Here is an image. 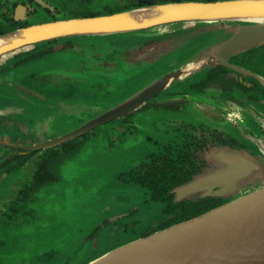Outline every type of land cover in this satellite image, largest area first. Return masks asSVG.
Listing matches in <instances>:
<instances>
[{
  "label": "rangeland",
  "instance_id": "rangeland-1",
  "mask_svg": "<svg viewBox=\"0 0 264 264\" xmlns=\"http://www.w3.org/2000/svg\"><path fill=\"white\" fill-rule=\"evenodd\" d=\"M86 2L75 0L71 9L86 13L89 10ZM90 2L95 15L108 14L107 11L117 9L121 4L120 0L119 3L117 0ZM240 23L228 21L213 33L185 32L176 41L168 30H178L181 22L166 25L168 29L165 31L152 27L112 34L66 36L57 39L58 42L71 41L77 46L75 49L59 50L56 49L58 44L54 46L56 51L50 50L36 57L31 55L22 61L26 53L10 57L14 59L10 62L12 65H8V69L0 74V136L15 137L14 140L20 145L13 140L6 143L23 147L41 143L46 137L63 135L97 114L130 99L205 49L207 52L213 44L226 39L234 26ZM147 34L165 44L166 55L149 60L144 48L155 41L149 42ZM46 43L39 42L31 52L45 49L49 46ZM199 47L202 49L198 50ZM248 50L264 57V44ZM100 56L102 60H99ZM105 60H115L114 66L109 62L104 65ZM239 62L243 64L244 60L241 58ZM262 64L264 70V60ZM254 69L259 70L258 64ZM63 72L77 73V77L85 79L73 77L77 79L75 81L58 76ZM259 76L262 77L261 74ZM187 82L176 81L173 88L186 91L189 87ZM213 89L207 98L198 100L204 108V116L211 120L232 117L233 110L217 98L220 87ZM31 91L43 97L44 103L50 107L41 104L42 98L25 94L30 92L32 95ZM239 101L254 111L255 122L260 118L264 121L263 102ZM172 103L192 107V111L178 110L185 114L184 118L202 119L199 112L193 113L198 108L194 102L178 97ZM165 110H158L154 115L150 111H133L124 119L110 120L92 128L80 142L70 145L60 143L38 150L45 155L46 161L43 162L28 161L8 170L3 163L0 166V264H79L106 249L111 251L144 237L153 229L163 216L164 204L151 198L148 186L134 181L137 180L134 176L139 175L132 174V169L142 161L146 151L165 140L162 138L166 127L162 122L170 117ZM248 112L244 106L236 110L238 123L250 130V125L246 123L248 115H251ZM35 122L36 127L33 126ZM116 126L120 130L122 127V130L118 131ZM15 127L18 130L14 131ZM250 127L256 129L251 131L259 136L258 141L253 134L243 131L244 134H240L237 141L244 145L237 143L233 147L263 161L262 129L259 124ZM5 148L0 145L2 157L10 154V150L5 151ZM17 154L18 158H23L25 152ZM1 156L0 162L3 161ZM6 159L10 160L7 165L18 163L12 156ZM40 163L44 168L29 185L28 181ZM262 183L264 180L253 181L239 191H249ZM23 187L26 188L23 199L17 202V215L2 216L1 211L9 206L7 199H19L17 191ZM30 203L35 208L31 213L28 210Z\"/></svg>",
  "mask_w": 264,
  "mask_h": 264
},
{
  "label": "water",
  "instance_id": "water-1",
  "mask_svg": "<svg viewBox=\"0 0 264 264\" xmlns=\"http://www.w3.org/2000/svg\"><path fill=\"white\" fill-rule=\"evenodd\" d=\"M150 3L114 13L51 21L0 34L4 38L13 35L11 42L0 48V56L23 48L28 51L36 43L66 36L112 34L152 27L160 29L164 25L181 22L180 28L172 31L173 40L176 41L185 32L207 33L228 21L242 23L235 25L226 39L213 44L207 52L205 49L130 99L97 114L63 135L46 137L41 143L23 147L6 143L13 140L20 145L14 140L15 137L0 136V145L6 146L5 151L11 148L24 152L38 151L74 139L96 126L133 112L147 99L182 78L206 75L209 67L215 65L251 76L264 88L262 77L229 61L242 51L264 44V0H184L165 3L150 0ZM144 9L158 10L160 16L145 18L142 23L134 22L131 13ZM164 46L162 41L155 40L146 53L149 59L166 55ZM201 49L199 47L198 50ZM31 94L39 98L36 92L31 91ZM36 125L37 122L33 123L34 127ZM209 153V168L171 192L174 201L211 197L223 199L221 204L108 250L85 264H264V183L246 192L239 191L248 183L264 180V160L234 147L220 146ZM6 155L8 157L10 154Z\"/></svg>",
  "mask_w": 264,
  "mask_h": 264
},
{
  "label": "flooded vegetation",
  "instance_id": "flooded-vegetation-1",
  "mask_svg": "<svg viewBox=\"0 0 264 264\" xmlns=\"http://www.w3.org/2000/svg\"><path fill=\"white\" fill-rule=\"evenodd\" d=\"M41 1L42 2L37 1V0H0V34H5L8 32L15 31V30L22 29V28H26V27H29L32 25L41 24V23H48L51 21L54 22V21H59V20H64V19H69V18H81V17L95 16V14L92 15V6L90 5L91 4L90 0H86L88 2L85 3L86 6L89 8V10L86 13L74 12L71 9V5L75 2V0H41ZM120 1H121V4L117 0V3H119L118 6H124L125 4H127V2H129L131 0H120ZM132 1H134L135 3H140L143 1L150 2V0H132ZM112 13H114V12H112ZM100 15H103V14H100ZM165 26L166 25L162 26L161 31L164 30L163 27H165ZM143 34H146V32H143ZM42 42H47L46 44L49 45L43 50L51 49V51H56L54 46H57L58 44H59V46L56 47V49H59V50L67 49V48H70L73 50L77 47V46H75V44L73 42L68 41V40H63L62 42H58L57 39H51V40H46V41H42ZM149 42H153V41L149 40ZM36 44H38V43H36ZM34 46L32 47V49H34ZM31 51H32L31 49L28 51H25L23 48V49H20L19 51L10 52V53H7L5 55L0 56V74H1L2 70L8 69L7 68L8 65L4 63L7 58L19 57L18 56L19 54L26 53V55L20 60V61H22L29 54L34 53ZM41 51L42 50H38L36 52H41ZM12 58H10V60H11L10 62L14 61V59L12 60ZM241 58L244 60L243 64H240V62H239V60H241ZM99 60H102L101 56H100ZM262 60H264V57L261 58L260 55L253 54V52H251V50H247L245 52H242L241 54H238L237 56H234V57L232 56L229 61H230V63H232L236 66L242 65L241 68L244 67V69L249 70L250 72L252 71L251 69H254L255 64H258L259 70H257L256 72H257V74H259V75L261 74L262 77H264V70L262 69V67H263ZM90 61H92V58H90ZM114 61L105 60L103 63H104V65H106L107 62L113 63V66H114ZM9 65H12V64L9 63ZM254 70H256V69H254ZM252 72H254V71H252ZM256 72H254V73H256ZM76 75H77V73H72V72H63L61 74H58V76L65 77L68 80H75L76 81L77 79H79V80L85 79V78L77 77ZM241 75L242 74H240L238 72L237 73L228 72V73L224 74L222 79H218L217 81H215L211 84L201 83L198 85V87H196L194 85V83H188L190 89L188 87L186 91H180L181 88L176 90L175 88H173V86L170 88L167 87L162 92L155 95L154 97L147 99L138 109L134 110L136 112L142 111V113L150 111L154 115V113L158 112V110L166 109L165 113H167L170 116V117H167L168 119H164V121L162 122V125H164L166 127L165 133L163 134L164 136L162 138L165 140L158 142L153 149L146 151V153L143 154L142 161L139 162L134 167V169H132V174L139 175V176H134V177H137V180L134 179V181L139 182L142 185L148 186L150 188L151 198H153L154 200H158L164 204L163 209H162L163 216H162L161 220H159L160 222L163 221L164 219L167 220L168 218H172L173 215H169L168 218H166L163 211L167 207V202L160 200V199H157V198H154L153 197V189H155V187H154V185H148L146 182V179L149 178V177H147L149 175V173H148L149 170L147 169V167L148 166L150 167V165L152 163V161H151L152 159H155L156 157H162V156L167 158V155H168L171 160H175L174 159L175 154H179L180 156H182L181 159L184 158L185 161H187V159H191L192 157H197L198 159L203 160V166L204 167H203L202 171H206L209 168V162L207 160L209 157L207 158L206 156L210 155L209 152L211 150L217 149L219 147L215 144H209L208 143V141H209L207 139L208 132L203 130L204 128L202 126L204 123H209V124H211V126L217 128V131L214 132L215 135L213 136V137H215L214 141H225V143L231 142L229 136H226L225 134L218 132L219 130H223V129H220V128H222L221 126H229V128L227 130H224L225 133H234V134L236 133L237 134L234 136L235 141H236V138L240 134H244V132L253 134V132L251 130H256V129L252 128L250 126H254L256 124L260 125V127L262 129L261 133H262V135H264V121L262 118H260L258 122H255L253 118L256 116V114H253L254 112L251 113V115L247 114L248 118L246 120V123L248 124V126L250 125L249 126L250 130H248L247 128H244L240 124V122L238 123L236 121L238 116L235 114L232 117L227 116L224 119L211 120L206 115L204 116V114H203L204 108L201 106L200 109L202 112L198 111L197 108H195L193 110V113L199 112L202 119H199L198 117L197 118L191 117V119H186V118H184L185 114H183L182 112H180L178 110L192 111V107L186 106V105L180 106L178 104L175 105L172 103L173 101L177 100L178 97H180V99L186 98L188 101L196 103V102H198V100H200L201 97L207 98V94L213 92V90H214L213 87H220V95L217 98L219 100L225 102V104L227 106H229L233 111H235L234 106L237 103L239 104V102H240L239 99L240 100H247L248 102L250 101V100L245 98L246 94H248V92L243 93L241 88L243 85L247 86V87H251L250 86L251 82L246 78V76H241ZM244 75H246V74H244ZM73 77H75L77 79H75ZM56 81H57V79H56ZM255 81H257V80H255ZM257 82H255V84ZM40 91H42V90H40ZM37 92L40 93L39 91H37ZM163 92H164V95L160 96V94ZM28 95L33 96L30 94H28ZM158 97H160V98L157 99ZM40 98H42V99H40ZM39 99L42 101L41 104H44V106L46 105V106L50 107L49 104L44 103L45 99H43V97L39 96ZM260 101H257V102H260ZM242 103H244V102H242ZM126 115L127 114H125L119 118H116V119H121V118L124 119V116H126ZM194 119H197V120H194ZM113 120H115V119H113ZM212 123L215 125H213ZM196 124H198L197 127L201 126L202 130L196 129L193 131L192 126H196ZM116 127H118V126H116ZM153 128H157V127L153 126ZM161 128H162V126H161ZM118 129H119L118 131H121L122 127H121V130H120V127H118ZM128 129L131 130L130 126L128 127ZM235 129H237V130H235ZM90 131H92V129L87 131L86 133L74 138V139L63 142L62 144L63 145H70L72 142H80L82 137L87 135V133H89ZM253 135H254L255 140L258 141L259 136L255 135V134H253ZM232 138L233 137H231V139ZM221 147H226V145L221 146ZM44 156H45L44 154H40V151L25 152L23 158H18V157L16 158L19 161H18V164H16L13 168H17L18 166L23 165L28 161H33V162L46 161ZM171 160H169V162H171L172 164L173 163L176 164V161L172 162ZM41 164L42 163L37 165L36 169H34L33 172H35V174H33L31 180L28 181L29 185H31L35 181V179L38 178V173L43 170L44 166L42 167ZM188 165L189 164L187 162H185V163H182L180 165V167H187ZM10 169H12V168H10ZM25 188L26 187L18 188V191H17L18 194L17 195H18L19 199H17V200H14L12 198L10 200L7 199L9 206L5 210L1 211L2 216L8 215V214L17 215V211L19 210V205L17 204V202L23 199ZM35 205H37V204H35ZM28 210L30 211V213L35 210L33 203L29 204ZM160 222H157L155 227L153 229H151L149 232H147L146 234H148V233L152 232L154 229H156L158 223H160Z\"/></svg>",
  "mask_w": 264,
  "mask_h": 264
},
{
  "label": "trees",
  "instance_id": "trees-1",
  "mask_svg": "<svg viewBox=\"0 0 264 264\" xmlns=\"http://www.w3.org/2000/svg\"><path fill=\"white\" fill-rule=\"evenodd\" d=\"M172 1H184V0H157L158 3H165V2H172ZM204 1H213V0H204ZM148 4H151V3L148 1L135 3L134 1L131 0V1L127 2V4H125L124 6H119L117 9L114 8V9H112V11L109 10V11H107V13H112V12H117V11H121V10L136 8V7L148 5ZM94 14L95 13H92V15H94ZM36 46H37V44L34 46V48ZM50 50L51 49L42 50L41 52H34L32 54H29L27 57H29V56L30 57H32V56L36 57V56H39L41 53H46L47 51L49 52ZM26 58H24V59H26ZM239 66L242 67V65H239ZM251 70L254 72L257 71L254 69H251ZM228 72L237 73L232 69L225 68V67L220 66V65L211 66V67H209L206 75L197 77L198 80L196 81V83H194V85L196 87H198V85L201 83L211 84V83L217 81L218 79H222L224 74L228 73ZM240 74H242V73H240ZM241 76H246V78L251 82V85H250L251 87H247V86L243 85L241 88L243 93L248 92V94H246V97H245L246 99H248L250 101H252V100L260 101L261 100L260 98H262V97L264 98V88L259 84V82L255 81L256 80L255 78H253L251 76L244 75V74H242ZM255 82H257V83L255 84ZM258 90H259L261 96H260V94H257ZM198 124H196V126H192L193 131L196 129L202 130L201 126L197 127ZM202 126L204 128L203 130L208 132L207 139L209 140L208 141L209 144H215L218 147L226 145V147H232V148L234 145H237V143L243 144L242 142L237 141V140H239V136L236 138V141H235L234 136L237 135L236 133L234 134V133H225L224 132V130H227L229 128V126H224L223 128H220L223 130L218 131L219 133H223L226 136L230 137L231 142H227V143H225V141H214L215 137H213V136L215 135L214 132L217 131L216 127L211 126V124H209V123H204ZM235 130H237V129H235ZM231 137H233L232 138L233 140L231 139ZM19 152H24V151L11 148L9 156H12L15 158V160L19 161L18 159H16L19 155L17 153H19ZM181 158H182V156H180L179 154H175V156H174L175 160H171L168 155H167V158H165L164 156L156 157L155 159L151 160L152 163H151L150 167L149 166L147 167V169L149 170V172H148L149 175L147 177H149V178L146 179V182L148 185H154V187H155V189H153V197L167 202V207L163 211L166 218H168L169 215H173L172 218H168L167 220L164 219L163 221L158 223L156 229H154L153 231L158 230V229H162V228L170 226L174 223H178L180 221L189 219L195 215L203 213V212L217 206L218 204H221L224 201L223 199L211 198V197L203 198V199H196V200L185 199V200H181V201H174L173 200L174 195L171 192L172 189H174L175 187H177L181 184H184V183L190 181L194 176L201 173L202 169L204 167L203 166V160L198 159L197 157H192L191 159H187V161H185L184 158L183 159H181ZM2 159H3V161L0 162V166L3 165V163H4L7 170L10 169L11 167H14L16 164H18V163H15L13 165H7L8 164L7 162H9L10 160L9 159L5 160V157ZM169 160H171L172 162L176 161V164H174V163L172 164L171 162H169ZM185 162H187L189 165L187 167H180V165L182 163H185ZM145 235H147V234H145Z\"/></svg>",
  "mask_w": 264,
  "mask_h": 264
},
{
  "label": "crops",
  "instance_id": "crops-1",
  "mask_svg": "<svg viewBox=\"0 0 264 264\" xmlns=\"http://www.w3.org/2000/svg\"><path fill=\"white\" fill-rule=\"evenodd\" d=\"M166 28L168 29L167 26L163 27L164 31L167 30ZM160 30H161V28H160ZM173 30H174V29H170V30H168V31H170V32L172 33ZM147 35L150 37V41H155V39L152 38V35H151V34H147ZM150 46H151V45H147V46L144 48V52H145V53H148V50L151 48ZM141 53H142V51H141ZM149 60H150V59H149ZM10 61H11L10 58H7L6 61H5L4 63L7 64V65H9ZM5 64H4V65H5ZM197 80H198V78L194 76V77H185V78H182V80H180V81H188L187 83H195ZM184 83H185V82H184ZM173 84H174V83H173ZM173 84H171V85L169 86V88L172 87ZM183 85H185V84H183ZM257 94H260L259 90L257 91ZM260 96H261V94H260ZM30 97H31V96H30ZM244 101H247V100H244ZM260 102H263V103H264V98H263V97L261 98V101H260ZM240 103H242V102H240ZM240 103H239V104H238V103L235 104V106H234V110H235V111H232L233 114L237 115V114H236V110H241V109H242V106L246 107V110L249 111L248 114L254 112L253 110H251L250 108H248L246 105H242L243 103H242V104H240ZM195 106L198 107V108H197L198 111L202 112L201 109H200L201 105H199L198 102L195 103ZM263 109H264V107H263ZM237 116H238V115H237ZM236 121H237V122L239 121V116H238V118H237ZM240 121H241V120H240ZM0 156H1V155H0ZM1 157H2V156H1ZM4 157H5V156H4ZM4 157H2V158H4ZM109 250H110V249H109ZM107 251H108V249L104 250L102 253L96 255L95 257H97V256H99V255H101V254H103V253H105V252H107ZM48 254H49V253H45L44 255H48ZM95 257H93V258H95ZM93 258H91V259H89V260H87V261H85V262H81V263H79V264H85L86 262L92 260Z\"/></svg>",
  "mask_w": 264,
  "mask_h": 264
},
{
  "label": "bare ground",
  "instance_id": "bare-ground-1",
  "mask_svg": "<svg viewBox=\"0 0 264 264\" xmlns=\"http://www.w3.org/2000/svg\"><path fill=\"white\" fill-rule=\"evenodd\" d=\"M158 16H160V12L158 10H150V9L139 10L136 13L134 12L131 13V17L133 18V21L136 23H142L143 21H145V18L148 17L156 18ZM11 39H13V35L5 38L0 37V48L9 44L11 42L10 41Z\"/></svg>",
  "mask_w": 264,
  "mask_h": 264
}]
</instances>
